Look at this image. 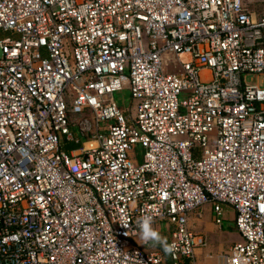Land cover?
Returning <instances> with one entry per match:
<instances>
[{
  "label": "built area",
  "instance_id": "built-area-1",
  "mask_svg": "<svg viewBox=\"0 0 264 264\" xmlns=\"http://www.w3.org/2000/svg\"><path fill=\"white\" fill-rule=\"evenodd\" d=\"M248 74L264 80V0H0V264H197L205 204L240 237L219 264H264ZM142 216L173 253L141 245Z\"/></svg>",
  "mask_w": 264,
  "mask_h": 264
},
{
  "label": "crops",
  "instance_id": "crops-1",
  "mask_svg": "<svg viewBox=\"0 0 264 264\" xmlns=\"http://www.w3.org/2000/svg\"><path fill=\"white\" fill-rule=\"evenodd\" d=\"M206 205V209L208 211V219L202 220L204 207ZM200 208L196 214H191L188 218V224L193 229V231L197 234V239H201L204 242V246L197 247L195 249V258L197 264H219L220 263V257L219 254L223 252L221 243H216L219 238H224L223 242H228L229 245H232L233 243L239 242L240 237L237 234L236 230H225L222 226V221L232 220V212L229 209H225L224 211V217L221 220V223L219 226L215 225L212 222V215H211V209L210 206L205 204ZM229 213V217H226L225 214ZM196 222V223H195ZM198 223L201 225V230H195L194 224ZM235 228V227H234ZM220 242V240L218 241ZM211 253L212 256L210 258L206 257L205 255Z\"/></svg>",
  "mask_w": 264,
  "mask_h": 264
},
{
  "label": "rangeland",
  "instance_id": "rangeland-1",
  "mask_svg": "<svg viewBox=\"0 0 264 264\" xmlns=\"http://www.w3.org/2000/svg\"><path fill=\"white\" fill-rule=\"evenodd\" d=\"M258 10L259 9H257V11ZM246 81L248 83H250V84H252V83L254 84L255 83V84L259 85V86H263V84H264L263 83L264 82L263 77L259 76V75H256V74H248L246 76ZM113 99L115 100L116 104L121 106L122 108H129V107L132 106V101L130 99L128 90H126V89H122L120 91L113 92ZM71 132L73 134L77 135L78 134L77 127L76 126L71 127ZM207 205H209V204H207ZM202 214H203L202 220H207L208 217H209L208 216L209 214H208V211L206 209V205L204 207V211H203ZM225 216L229 217V213H226ZM222 226H223V229H225L227 231H229V230L234 231L235 230L234 222L232 220H227V219L223 220L222 221ZM153 227L156 228L161 233L162 236H164L165 238L167 237V235H166V233L164 231L162 223H154ZM194 228H195V230H201V225L199 224V226H198V223H197L196 226H195V224H194ZM219 240H220V242H218ZM219 240H217L216 243H221L222 249L226 250L227 245H229V243L228 242H223L224 238H222V237L219 238Z\"/></svg>",
  "mask_w": 264,
  "mask_h": 264
},
{
  "label": "clouds",
  "instance_id": "clouds-1",
  "mask_svg": "<svg viewBox=\"0 0 264 264\" xmlns=\"http://www.w3.org/2000/svg\"><path fill=\"white\" fill-rule=\"evenodd\" d=\"M120 224L129 228V221H122ZM136 235L139 237L140 243L143 246L160 247L166 254H171L175 251V245L168 242L167 238L153 227L152 217H139L136 220ZM141 264V261H140Z\"/></svg>",
  "mask_w": 264,
  "mask_h": 264
},
{
  "label": "trees",
  "instance_id": "trees-1",
  "mask_svg": "<svg viewBox=\"0 0 264 264\" xmlns=\"http://www.w3.org/2000/svg\"><path fill=\"white\" fill-rule=\"evenodd\" d=\"M75 146H76L75 144L68 143V144H65L63 147H64L66 150H69V149L74 148ZM160 249H161V248H160Z\"/></svg>",
  "mask_w": 264,
  "mask_h": 264
}]
</instances>
